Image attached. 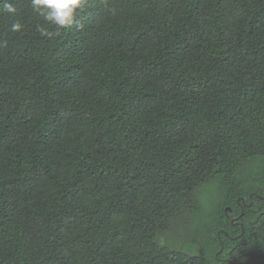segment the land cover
Segmentation results:
<instances>
[{"label": "trees", "instance_id": "trees-1", "mask_svg": "<svg viewBox=\"0 0 264 264\" xmlns=\"http://www.w3.org/2000/svg\"><path fill=\"white\" fill-rule=\"evenodd\" d=\"M8 2L0 264H264V0Z\"/></svg>", "mask_w": 264, "mask_h": 264}, {"label": "clouds", "instance_id": "clouds-1", "mask_svg": "<svg viewBox=\"0 0 264 264\" xmlns=\"http://www.w3.org/2000/svg\"><path fill=\"white\" fill-rule=\"evenodd\" d=\"M86 4V0H30V6L33 12L37 13L48 24L55 27V32H48L43 28H38L41 35L52 36L59 35L61 29L70 28L78 14V10H82ZM0 11L9 13L13 16L17 13V8L8 0H0ZM23 25L19 20L14 21L10 25L12 32H19Z\"/></svg>", "mask_w": 264, "mask_h": 264}, {"label": "water", "instance_id": "water-1", "mask_svg": "<svg viewBox=\"0 0 264 264\" xmlns=\"http://www.w3.org/2000/svg\"><path fill=\"white\" fill-rule=\"evenodd\" d=\"M241 200H242V202H244L243 199H241ZM249 200H250V204H251V198H249ZM250 204L245 205V206L248 207ZM226 210L229 211L230 209H226ZM241 214H243V212H242ZM236 220H237V219H232V220L230 221V224H231L232 226L238 225V226L241 228V234H240V235L242 236V235H244V229L242 228V225H241L240 223H238Z\"/></svg>", "mask_w": 264, "mask_h": 264}, {"label": "rangeland", "instance_id": "rangeland-1", "mask_svg": "<svg viewBox=\"0 0 264 264\" xmlns=\"http://www.w3.org/2000/svg\"><path fill=\"white\" fill-rule=\"evenodd\" d=\"M207 195H202L201 196V202H203L204 204L207 203V201L209 200L210 196H211V192L210 191H206ZM210 194V195H209Z\"/></svg>", "mask_w": 264, "mask_h": 264}, {"label": "flooded vegetation", "instance_id": "flooded-vegetation-1", "mask_svg": "<svg viewBox=\"0 0 264 264\" xmlns=\"http://www.w3.org/2000/svg\"><path fill=\"white\" fill-rule=\"evenodd\" d=\"M234 219H236V218H234ZM231 221V220H230Z\"/></svg>", "mask_w": 264, "mask_h": 264}]
</instances>
